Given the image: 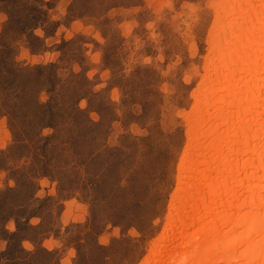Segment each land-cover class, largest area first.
<instances>
[{
  "label": "rangeland",
  "instance_id": "rangeland-1",
  "mask_svg": "<svg viewBox=\"0 0 264 264\" xmlns=\"http://www.w3.org/2000/svg\"><path fill=\"white\" fill-rule=\"evenodd\" d=\"M223 1L0 0V264L146 263Z\"/></svg>",
  "mask_w": 264,
  "mask_h": 264
},
{
  "label": "bare ground",
  "instance_id": "bare-ground-1",
  "mask_svg": "<svg viewBox=\"0 0 264 264\" xmlns=\"http://www.w3.org/2000/svg\"><path fill=\"white\" fill-rule=\"evenodd\" d=\"M168 226L145 264H264V0H224Z\"/></svg>",
  "mask_w": 264,
  "mask_h": 264
},
{
  "label": "trees",
  "instance_id": "trees-1",
  "mask_svg": "<svg viewBox=\"0 0 264 264\" xmlns=\"http://www.w3.org/2000/svg\"><path fill=\"white\" fill-rule=\"evenodd\" d=\"M36 104H39V102L35 101Z\"/></svg>",
  "mask_w": 264,
  "mask_h": 264
}]
</instances>
